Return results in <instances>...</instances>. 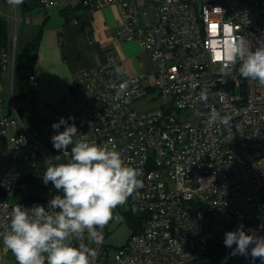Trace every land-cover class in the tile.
Listing matches in <instances>:
<instances>
[{
	"label": "built area",
	"instance_id": "1",
	"mask_svg": "<svg viewBox=\"0 0 264 264\" xmlns=\"http://www.w3.org/2000/svg\"><path fill=\"white\" fill-rule=\"evenodd\" d=\"M40 4L46 12L58 6ZM6 5L7 13L0 10L9 24L0 47V138L14 170L0 175V243L14 206L50 200L30 198L25 171L46 170L49 158L62 156L31 133L16 106L22 20L17 7ZM108 6L119 10L116 37L135 42L153 71L130 76L111 55L74 74L63 100L78 109L82 134L114 146L142 171L139 198L118 206L123 215L134 213L139 229L120 248L90 245L94 264H194L229 254L225 232L264 224V85L239 74L240 60L224 68L223 54L229 40L243 39L252 51L264 43V0H80L85 12ZM39 77L33 70L29 81ZM149 95L160 100L159 109H132ZM225 116L227 124L220 122Z\"/></svg>",
	"mask_w": 264,
	"mask_h": 264
},
{
	"label": "clouds",
	"instance_id": "2",
	"mask_svg": "<svg viewBox=\"0 0 264 264\" xmlns=\"http://www.w3.org/2000/svg\"><path fill=\"white\" fill-rule=\"evenodd\" d=\"M7 2L19 7L24 0ZM223 55L224 68L240 60L239 74L264 85V43L252 51L243 39L229 40ZM116 71L118 75L123 73L119 67ZM120 88L125 89L126 84ZM122 95L118 92L117 98ZM217 116L214 113L209 124L215 123ZM68 120L61 117L51 126L55 130L51 143L62 156L49 158L42 175L43 183L51 182L57 194L46 206H14L9 229L3 234V245L17 264H94L96 250L90 245L103 242V228L112 220L113 210L125 205L130 197L140 196L142 171L127 163L114 146L97 144ZM228 121L227 116L220 120L223 124ZM62 157H67V162L52 163ZM260 231H264V224L247 231L241 224L225 232L223 243L231 250L228 255L250 258L251 264L259 259L264 264V235Z\"/></svg>",
	"mask_w": 264,
	"mask_h": 264
},
{
	"label": "crops",
	"instance_id": "3",
	"mask_svg": "<svg viewBox=\"0 0 264 264\" xmlns=\"http://www.w3.org/2000/svg\"><path fill=\"white\" fill-rule=\"evenodd\" d=\"M61 7L62 23L48 28L44 26L45 19L37 30L32 28V35L24 37L22 44L23 47L36 39L42 27L32 64L33 70L40 75L33 93L39 102L57 103L68 95L74 74L103 64L111 55L122 60L130 76L153 71L150 62L148 66L138 63L145 54L135 42L120 41L116 37L115 31L120 25L117 7L85 12L80 8V0H62ZM55 90H60V96L51 100L50 93ZM6 145V139L0 138V175L14 169L13 164L4 159L8 154ZM0 247L8 251L3 243Z\"/></svg>",
	"mask_w": 264,
	"mask_h": 264
},
{
	"label": "rangeland",
	"instance_id": "4",
	"mask_svg": "<svg viewBox=\"0 0 264 264\" xmlns=\"http://www.w3.org/2000/svg\"><path fill=\"white\" fill-rule=\"evenodd\" d=\"M51 1L56 2L58 6L51 8L48 12H46L42 7H37L31 11L19 13L22 21L17 30V57H20L24 37H30L32 35L33 27H35V30H37L39 26L42 25L45 19L46 22L44 26L48 28L56 27L57 25H59V23L63 22V16H61L60 14V11L63 9L61 7L62 0ZM6 7L7 5L5 6L3 4H0V10L2 11V13H7ZM149 17L150 19L153 18L152 12H150ZM138 63H143L148 66V57L146 55H141ZM21 65L29 69V66H31L32 63L27 59H21ZM26 72L28 73L29 70H27ZM59 96L60 90H55L52 94L50 93L51 100H55V98ZM64 98H60L57 103L52 104L47 101L39 102L34 94H29L24 99L15 101V103L20 112L24 125L31 131V133L35 137L45 142L51 141V136L55 134V130L51 126L54 122H58L61 117L65 118L66 120H68L69 117H75L74 121L68 120V122H74L78 128V131L82 133V129L78 125V109L75 106L65 105L63 103ZM159 101V99L152 100L151 95H149L140 101H136L131 107L138 113H146L152 110L159 109L161 105ZM6 105L7 101L5 100V110ZM60 130H63V126ZM4 159H7L8 162H11L9 161V154H7L6 158L4 157ZM67 159L68 158H64L63 162H67ZM36 185L46 186L43 183L42 177H38V182L36 183ZM32 189V185H28V190L31 191ZM36 195H38V197L40 198L50 197L49 192L42 193L36 191ZM131 227L132 226L130 225L126 216L121 213L120 208L117 207L116 209H114L113 218L105 228L103 239L104 246H108L110 248H120L124 246L132 233ZM0 264H17V261L10 250L4 251L2 247H0Z\"/></svg>",
	"mask_w": 264,
	"mask_h": 264
},
{
	"label": "trees",
	"instance_id": "5",
	"mask_svg": "<svg viewBox=\"0 0 264 264\" xmlns=\"http://www.w3.org/2000/svg\"><path fill=\"white\" fill-rule=\"evenodd\" d=\"M41 0H24V3L21 4L18 8L19 13H24L33 10L34 8L41 7L40 4ZM7 0H0V4H3L6 6ZM63 12V10H62ZM42 27L39 29V33L36 37V39L27 42L21 50L20 57H17L16 60V69H15V77H14V96L15 100L24 99L27 95H31L34 93V85L31 84L29 81V75L33 72V65L29 66V69L27 67H23L21 65V59H27L29 62L33 64V61L35 59L36 54V47L39 40V35ZM9 36V24L6 21V19L0 15V47H5L7 44ZM29 70L27 73L26 71ZM71 124V123H70ZM46 143H49L50 141H45ZM46 170L42 168H38L35 170H27L25 171V175L27 177V184L32 185L33 189L31 192V199H51L54 195L57 194L56 190L54 189L51 182H49L46 186H37L36 183L38 182V177H42L43 173ZM36 191L42 192V193H50L49 198H40L38 195H36ZM127 220L129 221L130 225L132 226V231L135 228V231L139 229L138 224L139 220L134 215V213L130 212L126 215ZM138 227V228H136ZM256 262V261H255ZM241 264H251L250 261L244 262Z\"/></svg>",
	"mask_w": 264,
	"mask_h": 264
},
{
	"label": "water",
	"instance_id": "6",
	"mask_svg": "<svg viewBox=\"0 0 264 264\" xmlns=\"http://www.w3.org/2000/svg\"><path fill=\"white\" fill-rule=\"evenodd\" d=\"M248 261H250V258H246L244 256H239V255L235 257H231L228 254H226V255L210 258L201 262H197L194 264H241ZM255 264H261L260 260L257 259Z\"/></svg>",
	"mask_w": 264,
	"mask_h": 264
}]
</instances>
